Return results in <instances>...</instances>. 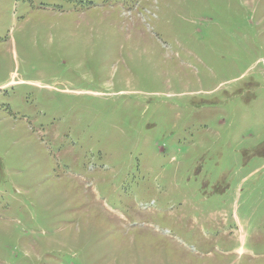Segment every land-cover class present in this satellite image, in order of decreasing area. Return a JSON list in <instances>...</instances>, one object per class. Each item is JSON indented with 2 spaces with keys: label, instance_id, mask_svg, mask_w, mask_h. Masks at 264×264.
<instances>
[{
  "label": "rangeland",
  "instance_id": "374dc122",
  "mask_svg": "<svg viewBox=\"0 0 264 264\" xmlns=\"http://www.w3.org/2000/svg\"><path fill=\"white\" fill-rule=\"evenodd\" d=\"M0 264H264V0H0Z\"/></svg>",
  "mask_w": 264,
  "mask_h": 264
}]
</instances>
